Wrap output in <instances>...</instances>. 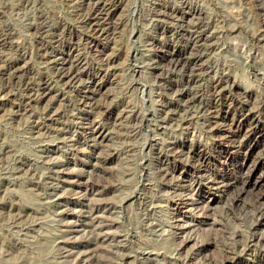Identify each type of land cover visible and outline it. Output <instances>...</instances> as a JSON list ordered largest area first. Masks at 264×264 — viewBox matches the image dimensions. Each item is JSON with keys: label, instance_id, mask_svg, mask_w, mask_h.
Returning a JSON list of instances; mask_svg holds the SVG:
<instances>
[{"label": "rangeland", "instance_id": "obj_1", "mask_svg": "<svg viewBox=\"0 0 264 264\" xmlns=\"http://www.w3.org/2000/svg\"><path fill=\"white\" fill-rule=\"evenodd\" d=\"M0 264H264V0H0Z\"/></svg>", "mask_w": 264, "mask_h": 264}, {"label": "bare ground", "instance_id": "obj_2", "mask_svg": "<svg viewBox=\"0 0 264 264\" xmlns=\"http://www.w3.org/2000/svg\"><path fill=\"white\" fill-rule=\"evenodd\" d=\"M117 8V7H116ZM112 10V9H111ZM110 14V13H109Z\"/></svg>", "mask_w": 264, "mask_h": 264}]
</instances>
